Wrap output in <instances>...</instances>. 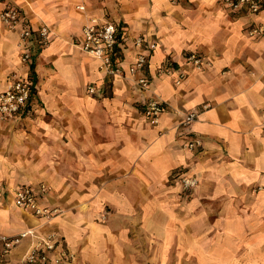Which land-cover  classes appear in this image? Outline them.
Here are the masks:
<instances>
[{
    "label": "crops",
    "instance_id": "crops-1",
    "mask_svg": "<svg viewBox=\"0 0 264 264\" xmlns=\"http://www.w3.org/2000/svg\"><path fill=\"white\" fill-rule=\"evenodd\" d=\"M32 29L0 21V91L30 82L26 113L0 121V233L56 234L73 264H264V25L258 13L221 0H0ZM86 6L85 12L76 8ZM85 14L117 25L115 53L124 69L133 39L148 44L135 75H108L77 44ZM51 39L40 45L36 29ZM30 50L29 63L21 54ZM208 61L192 67L187 55ZM179 73L184 76L176 82ZM149 80L148 89L136 83ZM94 87L93 92L87 86ZM167 103L157 124L144 103ZM197 110L189 125L183 113ZM200 138L193 149L182 146ZM198 184L182 190L179 178ZM49 191L52 221L13 203L23 185ZM3 193L6 202L4 203ZM27 237L0 264H21Z\"/></svg>",
    "mask_w": 264,
    "mask_h": 264
},
{
    "label": "built area",
    "instance_id": "built-area-1",
    "mask_svg": "<svg viewBox=\"0 0 264 264\" xmlns=\"http://www.w3.org/2000/svg\"><path fill=\"white\" fill-rule=\"evenodd\" d=\"M103 2L105 0H97ZM222 4L233 11L247 9L251 13H258L264 7V0H221ZM76 8L85 12L84 3H79ZM0 21L8 28H15L22 24V15L13 5L6 3L0 9ZM81 39L77 47L89 55L98 59V67L108 75H135L141 72L147 63L146 48L148 44L142 35L133 39L135 54L126 69L121 65L115 53L117 40V25L113 20L85 14V20L81 29ZM39 43L45 46L49 43L52 35L50 27L42 23L37 29ZM250 35H261L264 33V25H254L248 30ZM32 29L27 24H22L19 37L26 47L30 41ZM31 58L30 50L26 49L21 54L23 63H29ZM187 61L192 67L202 69L208 61L196 53L187 55ZM183 73H179L177 83L180 82ZM136 83L143 90L148 89L149 80L145 75H138ZM89 92L94 91L92 85L87 86ZM32 88L26 79L15 78L9 80L0 91V121L8 118H20L27 110L31 97ZM167 110V103L155 98H148L144 103L143 115L151 125L157 124L161 114ZM198 116V111L191 109L183 113L179 124L189 125ZM200 138L188 139L182 143L183 147L193 149L201 145ZM182 190H191L198 184L197 177L183 175L179 178ZM49 187L46 183L40 182L35 186L23 185L13 193V203L22 210L28 211L38 218L46 221L56 219L63 210L57 206H48L41 203V198L48 193ZM31 238L30 246L21 257V264H73L74 253L66 246L57 244L56 234L50 231L39 236L32 229L20 231L15 234L0 233V262L7 259L12 250L25 238Z\"/></svg>",
    "mask_w": 264,
    "mask_h": 264
},
{
    "label": "rangeland",
    "instance_id": "rangeland-1",
    "mask_svg": "<svg viewBox=\"0 0 264 264\" xmlns=\"http://www.w3.org/2000/svg\"><path fill=\"white\" fill-rule=\"evenodd\" d=\"M5 197H6L5 193H3L4 203L6 202Z\"/></svg>",
    "mask_w": 264,
    "mask_h": 264
}]
</instances>
